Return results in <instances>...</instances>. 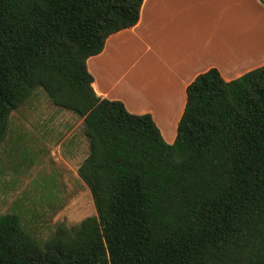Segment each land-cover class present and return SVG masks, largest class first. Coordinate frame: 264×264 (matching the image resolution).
I'll return each mask as SVG.
<instances>
[{
    "label": "trees",
    "instance_id": "1",
    "mask_svg": "<svg viewBox=\"0 0 264 264\" xmlns=\"http://www.w3.org/2000/svg\"><path fill=\"white\" fill-rule=\"evenodd\" d=\"M143 0H0V145L9 115L41 87L82 118L77 168L95 215L44 246L0 215V264H264V64L187 85L167 143L151 114L98 96L86 60L134 26Z\"/></svg>",
    "mask_w": 264,
    "mask_h": 264
},
{
    "label": "crops",
    "instance_id": "2",
    "mask_svg": "<svg viewBox=\"0 0 264 264\" xmlns=\"http://www.w3.org/2000/svg\"><path fill=\"white\" fill-rule=\"evenodd\" d=\"M263 64L259 0H143L137 23L86 60L95 93L130 113L151 114L167 143L195 76L216 68L228 81Z\"/></svg>",
    "mask_w": 264,
    "mask_h": 264
},
{
    "label": "rangeland",
    "instance_id": "3",
    "mask_svg": "<svg viewBox=\"0 0 264 264\" xmlns=\"http://www.w3.org/2000/svg\"><path fill=\"white\" fill-rule=\"evenodd\" d=\"M87 153L82 118L54 106L35 87L10 113L0 145V215H19L23 230L40 246L59 222L70 227L95 215L91 194L77 175Z\"/></svg>",
    "mask_w": 264,
    "mask_h": 264
},
{
    "label": "bare ground",
    "instance_id": "4",
    "mask_svg": "<svg viewBox=\"0 0 264 264\" xmlns=\"http://www.w3.org/2000/svg\"><path fill=\"white\" fill-rule=\"evenodd\" d=\"M167 129H168L169 132H171V127L167 126Z\"/></svg>",
    "mask_w": 264,
    "mask_h": 264
},
{
    "label": "built area",
    "instance_id": "5",
    "mask_svg": "<svg viewBox=\"0 0 264 264\" xmlns=\"http://www.w3.org/2000/svg\"><path fill=\"white\" fill-rule=\"evenodd\" d=\"M264 5V0H259Z\"/></svg>",
    "mask_w": 264,
    "mask_h": 264
}]
</instances>
